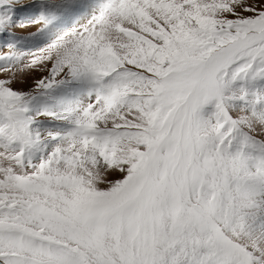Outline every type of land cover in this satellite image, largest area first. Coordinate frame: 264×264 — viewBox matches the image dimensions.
<instances>
[{
	"label": "snow or ice",
	"instance_id": "6c2138e0",
	"mask_svg": "<svg viewBox=\"0 0 264 264\" xmlns=\"http://www.w3.org/2000/svg\"><path fill=\"white\" fill-rule=\"evenodd\" d=\"M0 264H264V0H0Z\"/></svg>",
	"mask_w": 264,
	"mask_h": 264
},
{
	"label": "rangeland",
	"instance_id": "374dc122",
	"mask_svg": "<svg viewBox=\"0 0 264 264\" xmlns=\"http://www.w3.org/2000/svg\"><path fill=\"white\" fill-rule=\"evenodd\" d=\"M25 2H27V0H25ZM34 30H35V27H30V28L25 29V30H21L19 28H13V32H15L16 35H18V36H25ZM16 86L21 87L22 85H16ZM23 86L26 87V85H23Z\"/></svg>",
	"mask_w": 264,
	"mask_h": 264
}]
</instances>
